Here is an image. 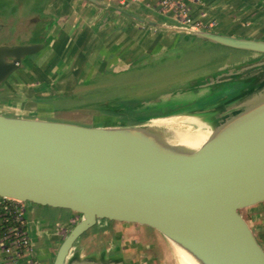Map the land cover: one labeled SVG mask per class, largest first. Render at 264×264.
Returning <instances> with one entry per match:
<instances>
[{
    "label": "water",
    "instance_id": "obj_1",
    "mask_svg": "<svg viewBox=\"0 0 264 264\" xmlns=\"http://www.w3.org/2000/svg\"><path fill=\"white\" fill-rule=\"evenodd\" d=\"M187 32L263 57L209 79L206 87L235 75L254 82L241 98L214 108L212 131L197 149L146 124L83 127L0 115V200L67 210L80 219L52 264H125L117 255L76 253L113 224L154 231L197 264H264V246L241 215L264 207V40ZM41 48L0 47V86Z\"/></svg>",
    "mask_w": 264,
    "mask_h": 264
},
{
    "label": "rangeland",
    "instance_id": "obj_2",
    "mask_svg": "<svg viewBox=\"0 0 264 264\" xmlns=\"http://www.w3.org/2000/svg\"><path fill=\"white\" fill-rule=\"evenodd\" d=\"M261 2L264 3V0ZM15 4L14 0H0V47L27 46L29 40L33 41L31 36L27 40L22 38L24 35L20 37L21 28L16 24L17 22H13L11 25L7 21V17H13L14 11L18 12ZM11 12L12 14L9 16ZM240 18L239 14L230 15V23L233 24L236 38L264 39V17H262L261 23L258 20L257 24L244 20L245 25L249 24L248 26L252 29L242 28ZM203 22L207 23L205 20ZM208 23H213L215 26L218 24L217 21ZM256 28L262 29L255 30ZM41 30L42 28L34 30L33 36L36 37ZM208 31L216 30L214 28ZM15 34L17 36H14ZM178 38L179 46L171 48L162 55L158 54L147 59L146 63H142V59L125 70H109L107 76L97 77L95 83L98 85L83 93L73 96L52 94L42 104L53 113L46 116L43 121L83 127L151 125L153 119L165 118L169 114L182 112L184 109L192 107L193 104L204 108L212 104L219 106L227 102L232 103L241 98L246 90L252 88L251 82H244L235 75L231 77L230 81L204 88L206 90L203 91L204 95L200 98L194 97L191 93L179 96L187 88L188 81L194 82L195 80L201 84L206 76L216 79L219 75L227 74L230 71L235 72L243 66L262 60L263 57L200 40L192 41L197 40L193 37H190L192 42L189 43L185 41L184 35ZM40 51L38 50L33 55ZM38 59H23L22 68L28 67ZM60 65L62 67L59 60L54 61L45 71L48 79L44 87L45 90L48 89L47 86L52 83L54 77L59 75V73L54 75L51 69L58 68ZM20 70L21 68L12 73L0 88L11 84L15 73ZM170 117H175L176 120L172 130H166L168 133L173 134L172 131L195 132L198 129L205 132L212 131V127L195 117L188 118L181 115ZM25 207L29 238L32 229L38 223L40 228L47 229L54 234H58L61 229H64L59 238V241H62L80 220L67 210L49 209L29 203ZM261 212V208L242 210L241 215L264 246V237L261 231L264 226V217ZM95 231H97L96 227L92 228L89 233ZM51 243L56 244L52 253L54 256L58 247L57 238L51 239L47 244L38 245L36 248L30 241L32 254H36V259L40 263L44 262L42 251ZM85 247L87 248L81 246L76 251L79 257L82 256L81 258L100 259L104 257L108 259L117 255L125 261V264H178L179 258L175 246L163 236L136 226L105 225L101 231L97 232L92 242Z\"/></svg>",
    "mask_w": 264,
    "mask_h": 264
},
{
    "label": "crops",
    "instance_id": "obj_3",
    "mask_svg": "<svg viewBox=\"0 0 264 264\" xmlns=\"http://www.w3.org/2000/svg\"><path fill=\"white\" fill-rule=\"evenodd\" d=\"M95 1L96 3L87 0H14L18 12L14 11V18L10 16L11 12L7 21L11 25L17 22L21 28L20 37L25 36L23 39L27 40L30 36L33 38L26 45H41L42 48L36 55L26 57L39 58L37 61L28 67H21L11 84L0 88V115L45 120L53 111L42 103L52 94L78 95L98 85L95 83L97 77L107 76L109 70H125L142 59V63H146L147 59L179 46L178 37L181 35H184L188 43L192 40L174 20L173 15L162 8L161 0ZM181 2L193 19L203 17L207 23L217 21L218 24L210 29L215 28L214 33L225 36L237 37L234 35L233 24L230 23L232 14L240 15V26L244 29H252L249 24L245 25L244 20L257 24L264 17V3L261 0ZM39 28H42L41 32L34 37V30ZM252 39L255 40L253 37ZM57 60L62 67H53L51 72L59 75L54 77L45 90L48 82L45 71ZM261 210L264 217V207ZM37 224L32 227L30 238L28 236L33 247L47 244L53 238H57L59 247L63 241H59V238L64 229L54 234ZM261 231L264 237V226ZM54 246L56 244H48L42 251L44 262L40 263L35 253L32 254L33 258L39 264H52L55 258L52 254ZM13 260L0 246V264H11Z\"/></svg>",
    "mask_w": 264,
    "mask_h": 264
},
{
    "label": "built area",
    "instance_id": "obj_4",
    "mask_svg": "<svg viewBox=\"0 0 264 264\" xmlns=\"http://www.w3.org/2000/svg\"><path fill=\"white\" fill-rule=\"evenodd\" d=\"M160 4L162 8L166 12L171 13L174 20L181 25L182 28H184V33L188 34L187 29L208 31L210 28L215 26L213 23H210L209 25L205 24L203 22V17L193 19L189 15V11L186 6L182 4L181 0H161ZM10 202V206H1L2 211L8 212L12 209L16 213V223L23 225V216L26 212L25 206L14 201ZM11 237L14 238V240L9 243V246H6L5 241ZM0 246L5 254L11 255L14 258L11 264H39V262H37L32 256V249L30 242L28 241V234L21 232L19 227L10 229L7 236L0 238Z\"/></svg>",
    "mask_w": 264,
    "mask_h": 264
},
{
    "label": "bare ground",
    "instance_id": "obj_5",
    "mask_svg": "<svg viewBox=\"0 0 264 264\" xmlns=\"http://www.w3.org/2000/svg\"><path fill=\"white\" fill-rule=\"evenodd\" d=\"M175 117H168L158 120L151 121V127L161 130H172L173 126L175 125ZM191 121V120H188ZM195 124H198L195 122ZM173 132V139L172 141L176 144L190 148V149H197L199 148L209 137L211 131L205 132L201 129H198L195 132H179V131H172ZM163 247V246H162ZM178 252V264H197L188 254H186L183 250L178 247H175ZM167 252V251H166ZM171 263V261H170Z\"/></svg>",
    "mask_w": 264,
    "mask_h": 264
},
{
    "label": "flooded vegetation",
    "instance_id": "obj_6",
    "mask_svg": "<svg viewBox=\"0 0 264 264\" xmlns=\"http://www.w3.org/2000/svg\"><path fill=\"white\" fill-rule=\"evenodd\" d=\"M259 57H261V55H259ZM8 61L10 62L11 59H8ZM209 79H210L209 76L208 77L207 76L204 77L203 78V82L201 84L197 83L195 80H194V82L193 81H188L187 85H186L187 88L184 89L179 96H182L185 93L186 94L187 93H191V94H193L194 97H199L200 98L202 95H204L203 91L206 90L204 88H207L205 85L209 82ZM213 79H215V78H213ZM249 82H251L252 85H253L254 81L250 80ZM201 92H202V94H201ZM216 107L217 106L215 104L208 105V106H206L204 108L200 107L197 104H193L192 107L186 108L182 112H178V113L174 114L173 116L181 115V116H185V117H188V118H194L195 117L197 119H200L203 123L208 124L211 127L212 124H213L212 118L216 115V113L212 112V111ZM161 118H158V119H161ZM165 118H168V117H165ZM153 120H156V119H153Z\"/></svg>",
    "mask_w": 264,
    "mask_h": 264
},
{
    "label": "trees",
    "instance_id": "obj_7",
    "mask_svg": "<svg viewBox=\"0 0 264 264\" xmlns=\"http://www.w3.org/2000/svg\"><path fill=\"white\" fill-rule=\"evenodd\" d=\"M174 114H169L168 116H165V117L173 116ZM10 205H11L10 201L1 200V206L2 207L10 206ZM0 221H1V224H0V238H4L5 236H7L9 230L10 229H14L16 227H19V230L21 232L27 233V226L25 224V222H26L25 215L23 216V221H24L23 225H21L20 223H16V213L12 209L10 211H8V212L2 211L0 213ZM13 240H14V238H12V237L10 239H7L5 241V245L9 246V243L11 241H13Z\"/></svg>",
    "mask_w": 264,
    "mask_h": 264
}]
</instances>
